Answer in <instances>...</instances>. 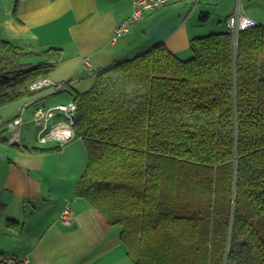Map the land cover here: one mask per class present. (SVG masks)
<instances>
[{
  "label": "trees",
  "instance_id": "1",
  "mask_svg": "<svg viewBox=\"0 0 264 264\" xmlns=\"http://www.w3.org/2000/svg\"><path fill=\"white\" fill-rule=\"evenodd\" d=\"M27 46L0 27V107L36 95L63 59ZM190 51L157 43L75 96L77 195L121 226L134 264H264V25L194 37Z\"/></svg>",
  "mask_w": 264,
  "mask_h": 264
},
{
  "label": "crops",
  "instance_id": "2",
  "mask_svg": "<svg viewBox=\"0 0 264 264\" xmlns=\"http://www.w3.org/2000/svg\"><path fill=\"white\" fill-rule=\"evenodd\" d=\"M201 1L146 11L114 39L133 12V0H0L3 37L35 52L62 48L63 59L48 77L66 84L64 90L42 88L0 108V252L27 257L30 264H134L121 226L110 225L77 195L88 165L83 140L41 143L33 115L39 107L74 101L93 87L96 70L157 43L188 58L191 39L227 30L226 21L239 5L242 14L264 25V0H213V18ZM13 116L20 125L2 123ZM65 206L74 211L70 223L61 219Z\"/></svg>",
  "mask_w": 264,
  "mask_h": 264
},
{
  "label": "built area",
  "instance_id": "3",
  "mask_svg": "<svg viewBox=\"0 0 264 264\" xmlns=\"http://www.w3.org/2000/svg\"><path fill=\"white\" fill-rule=\"evenodd\" d=\"M185 0H133V12L120 26L116 29L114 39L122 36L130 27V25L141 19L146 11L154 10L163 5L170 3H180ZM228 29L232 32L234 38L237 40L239 32L256 24L253 20L242 14L240 5L236 12L229 16L226 21ZM52 87L54 91L64 90L66 84L56 83L51 78L45 77L39 79L31 84V89L34 91L42 88ZM78 111V103L74 100L69 104H58L57 106L46 108L39 107L36 109L33 122L39 127V142L47 143L51 140L57 141L59 144H65L76 137V114ZM63 118H66L63 119ZM21 124L20 118H15L11 125L12 127ZM20 130L18 131V134ZM19 136V135H18ZM61 219L65 223H70L74 211L71 207L65 206L61 211ZM0 264H30L27 257H20L15 254L0 252Z\"/></svg>",
  "mask_w": 264,
  "mask_h": 264
},
{
  "label": "rangeland",
  "instance_id": "4",
  "mask_svg": "<svg viewBox=\"0 0 264 264\" xmlns=\"http://www.w3.org/2000/svg\"><path fill=\"white\" fill-rule=\"evenodd\" d=\"M200 4H202V5H208L210 8H211V10H212V18L215 16L214 15V11H215V7L217 6V3H216V1H213V0H202L201 1V3ZM166 5H168V6H171V7H178V6H184L185 5V3L184 2H178V3H170V4H166ZM164 6V5H163ZM222 7V6H221ZM192 8V6L191 5H189V9H191ZM202 11H204V10H199V12H198V14L200 15V13L202 12ZM122 24V23H121ZM30 60L31 61H35V62H39V61H42L41 60V58L40 57H31L30 58ZM63 93V92H62ZM59 94H61V93H59ZM71 100H73V99H71ZM70 102H72V101H70ZM70 102H67V103H57V104H55V105H53V106H47L46 108H50V107H54V106H57L58 104H69ZM11 105V104H10ZM6 106H8V105H6ZM3 107H5V106H3ZM3 107H0V108H3ZM8 110V109H7ZM6 110V111H7ZM34 116V115H33ZM63 119H65L66 120V118H63ZM71 140H73V139H71Z\"/></svg>",
  "mask_w": 264,
  "mask_h": 264
}]
</instances>
